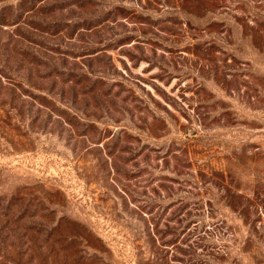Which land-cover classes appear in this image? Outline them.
<instances>
[{
	"label": "rangeland",
	"instance_id": "374dc122",
	"mask_svg": "<svg viewBox=\"0 0 264 264\" xmlns=\"http://www.w3.org/2000/svg\"><path fill=\"white\" fill-rule=\"evenodd\" d=\"M0 264H264V0H0Z\"/></svg>",
	"mask_w": 264,
	"mask_h": 264
}]
</instances>
